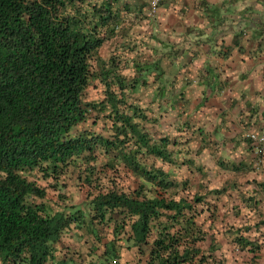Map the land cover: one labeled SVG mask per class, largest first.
<instances>
[{"label":"trees","instance_id":"1","mask_svg":"<svg viewBox=\"0 0 264 264\" xmlns=\"http://www.w3.org/2000/svg\"><path fill=\"white\" fill-rule=\"evenodd\" d=\"M128 1L0 0V264H257L264 233L249 234L264 219L230 207L240 223L219 236L226 204L157 166L193 163L160 129L174 110L146 106L164 96L141 90L159 62L130 42L147 15L123 19ZM97 85L103 98L86 101Z\"/></svg>","mask_w":264,"mask_h":264},{"label":"crops","instance_id":"2","mask_svg":"<svg viewBox=\"0 0 264 264\" xmlns=\"http://www.w3.org/2000/svg\"><path fill=\"white\" fill-rule=\"evenodd\" d=\"M149 2L129 0L130 13L121 8L119 14L132 21L147 15ZM129 28L137 51L159 62L156 68L151 63L141 90L150 99L158 91L164 96L146 106L155 114L160 107L174 110L161 112L160 129L173 130L169 134L193 163L192 169L157 166L172 179H187L206 201L226 204L229 216L219 236L240 223L230 207H239L240 217L264 219V157L256 164L245 139L247 131H264V0H163L155 18L147 15ZM174 127L190 128L191 140L188 130ZM261 233L264 227L249 236L263 242ZM215 247L228 263L232 246L220 241ZM261 254L257 264H264V246Z\"/></svg>","mask_w":264,"mask_h":264},{"label":"rangeland","instance_id":"3","mask_svg":"<svg viewBox=\"0 0 264 264\" xmlns=\"http://www.w3.org/2000/svg\"><path fill=\"white\" fill-rule=\"evenodd\" d=\"M113 48H115L113 46V44H105L102 48H101V55L103 58H107L109 55H111L112 51L114 50ZM97 84V83H95ZM102 89L97 85L96 87H92L91 89H89L87 91V96H86V101H98L101 100L103 98L102 93H101ZM62 193L67 194L69 196V199L67 201L68 204H78L80 203L83 199H82V195L77 192L74 189H67V190H62ZM50 198L52 200H56V195L55 193L50 192L49 194ZM77 242L81 243V249L84 250V241L88 240V238H84V239H78V238H74Z\"/></svg>","mask_w":264,"mask_h":264},{"label":"built area","instance_id":"4","mask_svg":"<svg viewBox=\"0 0 264 264\" xmlns=\"http://www.w3.org/2000/svg\"><path fill=\"white\" fill-rule=\"evenodd\" d=\"M160 1L150 0L147 10L148 17L155 18ZM245 139L251 142L257 160L256 164H260L261 159L264 157V131H247L245 133Z\"/></svg>","mask_w":264,"mask_h":264}]
</instances>
